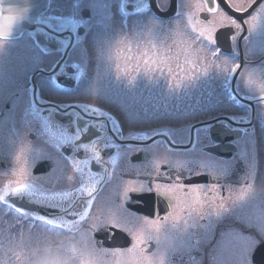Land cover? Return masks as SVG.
I'll use <instances>...</instances> for the list:
<instances>
[{
    "label": "flooded vegetation",
    "instance_id": "af4514ba",
    "mask_svg": "<svg viewBox=\"0 0 264 264\" xmlns=\"http://www.w3.org/2000/svg\"><path fill=\"white\" fill-rule=\"evenodd\" d=\"M6 10L3 218L57 234L84 264H264V0H46L28 25ZM159 25L212 48L217 108L187 125L132 124L94 93L99 39L118 35L122 101L207 98L205 72L189 90L196 64L174 62L173 46L159 57ZM85 122L99 134L76 139Z\"/></svg>",
    "mask_w": 264,
    "mask_h": 264
},
{
    "label": "rangeland",
    "instance_id": "374dc122",
    "mask_svg": "<svg viewBox=\"0 0 264 264\" xmlns=\"http://www.w3.org/2000/svg\"><path fill=\"white\" fill-rule=\"evenodd\" d=\"M167 28L159 25V34L157 37L158 55L161 58L169 46H173V61L181 60L192 64H196L195 70L192 71L190 77L189 90L193 94L198 89L201 73L205 72L204 84L205 95L204 100H198L193 97L191 101H141L138 103H130L119 97V80L121 79L122 57L120 44L123 39L121 36L115 37L118 43H111V39L103 36L99 39L101 42L99 61L101 67L99 72L95 74V84L93 85L94 93L99 95H110L108 103L117 110L127 111L124 114L125 119L132 124L151 125L160 124L164 121L170 122L172 126L187 125L191 122L205 117L208 112L217 108L215 99V79H214V62L212 48L206 41L198 42L196 36L189 34L183 26H175L170 33ZM146 40H150L146 38ZM100 73V74H99ZM99 74V75H98ZM113 100V101H111ZM135 110L139 111L138 113ZM178 111H188L183 116ZM181 113V112H180ZM19 226V225H18ZM3 238L7 242L8 248L16 251H24L23 259L13 264H84L83 262L72 261L71 251L66 254L59 246L57 234L42 229H28L17 227L12 219L3 218L0 215V240ZM20 243V244H19ZM34 256V257H33ZM9 258V256H8ZM7 258V259H8ZM25 260V261H24ZM30 262V263H29Z\"/></svg>",
    "mask_w": 264,
    "mask_h": 264
},
{
    "label": "water",
    "instance_id": "95a60500",
    "mask_svg": "<svg viewBox=\"0 0 264 264\" xmlns=\"http://www.w3.org/2000/svg\"><path fill=\"white\" fill-rule=\"evenodd\" d=\"M4 5L9 7L5 11L6 17L14 18L16 23L28 25L33 19L46 7V0H3ZM21 25L14 30L18 32L23 26ZM14 31V32H15Z\"/></svg>",
    "mask_w": 264,
    "mask_h": 264
},
{
    "label": "snow or ice",
    "instance_id": "6c2138e0",
    "mask_svg": "<svg viewBox=\"0 0 264 264\" xmlns=\"http://www.w3.org/2000/svg\"><path fill=\"white\" fill-rule=\"evenodd\" d=\"M94 111V110H93ZM99 125L98 124H92V125H89L87 122L84 123L83 127L80 128L78 126L77 128V132H76V139H79L80 138V134L81 132H91L93 130H95V134H99ZM78 147L80 148H86L87 145L86 144H80L78 145ZM83 163H87V161H83ZM16 191H20V189H17ZM149 191H151V189H149ZM79 202L77 201L76 204H73L69 207H60V206H53V205H49L48 207H50L52 209V215L53 216H56V215H68L69 213L73 212L74 208L77 206ZM87 203L88 204H91V200H87ZM39 219L41 220H45V219H48V217H45V216H40ZM54 222L53 220H49V223H52Z\"/></svg>",
    "mask_w": 264,
    "mask_h": 264
},
{
    "label": "trees",
    "instance_id": "16d2710c",
    "mask_svg": "<svg viewBox=\"0 0 264 264\" xmlns=\"http://www.w3.org/2000/svg\"><path fill=\"white\" fill-rule=\"evenodd\" d=\"M8 247L9 246H8L7 242H4V240L2 238L0 240V264H13L15 262H18L20 259H23L22 256H24V254H25L23 250H21V251L15 250L13 253H11L12 249L10 250V248H8ZM8 256H9V258H8ZM25 264H27V261H25Z\"/></svg>",
    "mask_w": 264,
    "mask_h": 264
}]
</instances>
